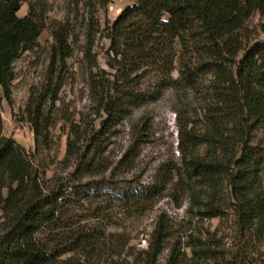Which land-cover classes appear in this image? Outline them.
<instances>
[{
	"label": "trees",
	"instance_id": "16d2710c",
	"mask_svg": "<svg viewBox=\"0 0 264 264\" xmlns=\"http://www.w3.org/2000/svg\"><path fill=\"white\" fill-rule=\"evenodd\" d=\"M25 1L30 2L29 11L21 16ZM110 1L82 0V53L93 100L106 115L101 122L104 132L166 88L193 91L201 119L199 125L180 128L179 164L163 168L153 186L118 190L117 200L136 207L159 194L160 184L182 192L202 217L223 221L231 217L235 234L230 257L206 239L189 236L186 246L193 264H264V39L250 43L243 35L254 15L264 17V0H135L113 21L102 24L99 11ZM48 19L45 8L32 0H0V88L7 98L15 61L34 48ZM50 31L51 81L42 93L33 92L26 106L39 148L50 147L52 113L47 103L58 97L62 83L54 79L72 57L77 41L70 17L52 21ZM97 36L109 42L110 77L97 70ZM145 69L158 77L148 91L140 86ZM2 131L0 115V264H79L92 256L98 233L63 230V209L71 200L45 187L31 155ZM71 133L78 129L72 126ZM140 135L137 132L133 139ZM103 146L94 139L88 152L80 154L69 136L65 161L77 153L80 160L92 154L91 169ZM127 155L121 159L124 166L133 161ZM170 237L161 215L146 251L148 264L156 263ZM171 264H182L181 254L173 256Z\"/></svg>",
	"mask_w": 264,
	"mask_h": 264
},
{
	"label": "rangeland",
	"instance_id": "374dc122",
	"mask_svg": "<svg viewBox=\"0 0 264 264\" xmlns=\"http://www.w3.org/2000/svg\"><path fill=\"white\" fill-rule=\"evenodd\" d=\"M78 1L77 5L76 0H32L45 8L49 19L34 48L23 52L14 63L10 98L0 88V115L3 135L14 139L31 155L42 173L45 187L55 188L71 200L63 209V230L70 233L94 230L98 233L92 256L82 258L79 264H148L146 251L161 215L171 229V237L155 264H171V258L179 254L182 264H193L186 246L191 235L206 239L213 248L230 257L235 249L232 218L223 221L219 217H202L196 208L190 207L186 194L169 187L163 189L160 184L159 194L136 207L117 200L118 190L124 192L153 186L159 183L163 168L168 164L170 167L179 164V131L184 125L191 127L201 123L196 112L199 101L188 88H166L157 99L135 107L125 121L104 132L101 122L106 115L98 110L93 100L89 67L83 59L85 9L82 0ZM134 2L111 0L99 11L101 23L113 21ZM29 5V1L23 2L19 15H26ZM67 17L74 20L77 41L72 57L66 66L58 69L54 79V83H62L58 97L55 102L49 100L47 103L46 109L52 113L50 147L39 148L26 106L30 95L42 93L51 81L54 38L50 23L64 21ZM243 35L250 43L264 39V17L254 15ZM108 44L106 38L97 36V70L105 71L110 77ZM178 73L176 67L173 75L177 77ZM142 74L141 89L148 91L158 77L151 69H145ZM72 126L78 133H71ZM137 132H141L140 138L133 139ZM69 136L77 143L76 150L80 154L88 152L94 139L104 145L96 153L97 159L91 169L88 163L92 154L80 160L76 157L82 155L77 153L69 163L65 161ZM127 153V158L133 159L130 166L121 164ZM83 194L89 195L80 196ZM262 254L264 258V252Z\"/></svg>",
	"mask_w": 264,
	"mask_h": 264
}]
</instances>
